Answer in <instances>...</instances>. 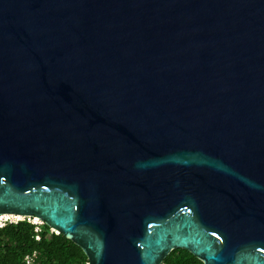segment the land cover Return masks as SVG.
Instances as JSON below:
<instances>
[{
	"label": "water",
	"instance_id": "obj_1",
	"mask_svg": "<svg viewBox=\"0 0 264 264\" xmlns=\"http://www.w3.org/2000/svg\"><path fill=\"white\" fill-rule=\"evenodd\" d=\"M2 215L264 264V0H0Z\"/></svg>",
	"mask_w": 264,
	"mask_h": 264
},
{
	"label": "trees",
	"instance_id": "obj_2",
	"mask_svg": "<svg viewBox=\"0 0 264 264\" xmlns=\"http://www.w3.org/2000/svg\"><path fill=\"white\" fill-rule=\"evenodd\" d=\"M36 228L39 231H36ZM39 237V240L36 237ZM36 253L33 264H88L83 250L73 241L45 224L25 219L0 228V264H26L25 257ZM163 264H203L185 249L173 250Z\"/></svg>",
	"mask_w": 264,
	"mask_h": 264
},
{
	"label": "built area",
	"instance_id": "obj_3",
	"mask_svg": "<svg viewBox=\"0 0 264 264\" xmlns=\"http://www.w3.org/2000/svg\"><path fill=\"white\" fill-rule=\"evenodd\" d=\"M0 217H4V218H0V228H3L6 225V223L16 224L19 221H23L25 219H28L29 221H31V218H24V217H18V216H13V215H2ZM36 231L38 232L39 229L36 228ZM36 239L39 240V237L37 236ZM35 258H36V253L26 256L25 257L26 264H33L35 261Z\"/></svg>",
	"mask_w": 264,
	"mask_h": 264
},
{
	"label": "rangeland",
	"instance_id": "obj_4",
	"mask_svg": "<svg viewBox=\"0 0 264 264\" xmlns=\"http://www.w3.org/2000/svg\"><path fill=\"white\" fill-rule=\"evenodd\" d=\"M31 221L33 222V223H38V224H41V222L40 221H38V220H36L35 218L33 219V218H31Z\"/></svg>",
	"mask_w": 264,
	"mask_h": 264
},
{
	"label": "bare ground",
	"instance_id": "obj_5",
	"mask_svg": "<svg viewBox=\"0 0 264 264\" xmlns=\"http://www.w3.org/2000/svg\"><path fill=\"white\" fill-rule=\"evenodd\" d=\"M7 217V216H6ZM0 218H4V217H0Z\"/></svg>",
	"mask_w": 264,
	"mask_h": 264
}]
</instances>
